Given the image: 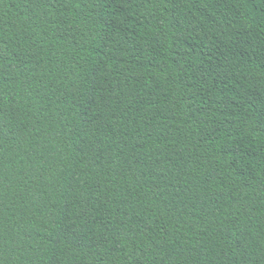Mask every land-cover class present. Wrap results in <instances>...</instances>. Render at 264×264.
Listing matches in <instances>:
<instances>
[{
	"label": "trees",
	"instance_id": "obj_1",
	"mask_svg": "<svg viewBox=\"0 0 264 264\" xmlns=\"http://www.w3.org/2000/svg\"><path fill=\"white\" fill-rule=\"evenodd\" d=\"M0 264H264V0H0Z\"/></svg>",
	"mask_w": 264,
	"mask_h": 264
}]
</instances>
